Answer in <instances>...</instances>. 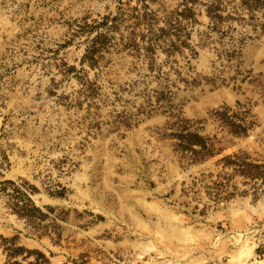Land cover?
<instances>
[{"label": "rangeland", "instance_id": "1", "mask_svg": "<svg viewBox=\"0 0 264 264\" xmlns=\"http://www.w3.org/2000/svg\"><path fill=\"white\" fill-rule=\"evenodd\" d=\"M181 1L166 3L172 10ZM115 9L116 0H0V160L5 151L10 161L0 170L29 180L36 204L55 209L44 221L50 234L38 236L0 197V264H8L3 237L14 235L18 245L43 251L45 264H264V186L254 191L221 162L233 153L264 162V31L245 24L264 16L235 14L212 31L200 14L196 56L188 49L175 56L189 81L178 82L161 108L140 107L166 82L141 78L146 67L124 54L99 71V97L79 101V81L64 75L69 65L81 68L85 50L72 29ZM165 58L160 52L158 62ZM85 68L94 79L98 69ZM237 101L251 108L248 136L210 117ZM181 118H207L204 132L217 133L222 151L184 162L165 135ZM15 259L30 264L35 256Z\"/></svg>", "mask_w": 264, "mask_h": 264}, {"label": "trees", "instance_id": "2", "mask_svg": "<svg viewBox=\"0 0 264 264\" xmlns=\"http://www.w3.org/2000/svg\"><path fill=\"white\" fill-rule=\"evenodd\" d=\"M234 2L235 0H182L170 10L166 0H116L115 11L99 18L83 17L75 22L72 37L83 39L85 50L80 60L81 68L78 70L76 66L69 65L64 70V75L68 78L74 75L79 81L80 88L76 90V98L79 101L85 98L94 102L101 90L98 84L99 71L109 64L108 57L113 54L131 56L136 66L146 67V72L140 74L141 78L166 82L159 88L151 89L149 92L153 94H147L146 104L140 108H161L163 101L169 102L173 98L178 82L189 81L183 77L182 71L174 67L177 64L175 56L183 55L187 49L193 57L196 56L197 51L191 40L200 14L205 13L209 18L208 28L212 31L224 29V26H227L226 20L237 19L235 14L247 12L250 20H258L259 12L264 16V0H239L236 4ZM245 24L253 26L254 30L261 27L264 31V22ZM160 52L166 56L162 62H158ZM189 62L190 60L187 61L188 64ZM86 65L93 70L98 69L94 79L88 77ZM165 65L176 74V81L171 80V71L164 70ZM187 66L189 70L190 66ZM140 113H144V110H138L137 115ZM250 116L251 108H244L239 101L235 107L224 106L210 112V117L217 127L237 137L248 136L254 128L255 121L250 119ZM207 121V118H181L168 123L165 128V135L174 140L175 149L182 153V160L187 164L203 162L222 151L217 133L204 132V124ZM4 130L5 123L1 128L2 135H6ZM221 162L224 167H230L235 173L252 181L254 191L263 188L264 162L251 160L247 154L238 153L224 156ZM9 165L8 155L2 151L0 168ZM3 177L0 170V197L5 198L7 206L18 218L24 220L33 233L38 236L48 234L49 226L44 224V221L54 212V207L46 205L43 208L36 204L33 195L38 188L29 180ZM58 195L62 196V193ZM231 195L233 194L228 197ZM57 239H60L59 234ZM17 240L18 235L3 237V249L7 252L8 264H21L15 258L25 253L35 256V261L30 264L49 262L43 251L18 245Z\"/></svg>", "mask_w": 264, "mask_h": 264}]
</instances>
